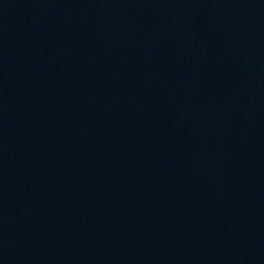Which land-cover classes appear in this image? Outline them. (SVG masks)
Masks as SVG:
<instances>
[{
  "label": "water",
  "instance_id": "obj_1",
  "mask_svg": "<svg viewBox=\"0 0 264 264\" xmlns=\"http://www.w3.org/2000/svg\"><path fill=\"white\" fill-rule=\"evenodd\" d=\"M0 264H264V0H0Z\"/></svg>",
  "mask_w": 264,
  "mask_h": 264
}]
</instances>
